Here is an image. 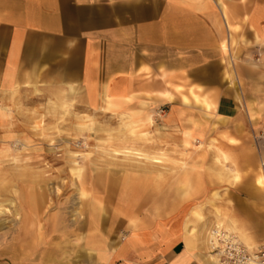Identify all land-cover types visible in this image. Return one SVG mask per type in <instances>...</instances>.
I'll use <instances>...</instances> for the list:
<instances>
[{
	"label": "crops",
	"instance_id": "0c3cea01",
	"mask_svg": "<svg viewBox=\"0 0 264 264\" xmlns=\"http://www.w3.org/2000/svg\"><path fill=\"white\" fill-rule=\"evenodd\" d=\"M27 95L135 114L171 160L86 166L75 215L21 183L0 264H217L216 226L264 244V0H0V99Z\"/></svg>",
	"mask_w": 264,
	"mask_h": 264
},
{
	"label": "rangeland",
	"instance_id": "374dc122",
	"mask_svg": "<svg viewBox=\"0 0 264 264\" xmlns=\"http://www.w3.org/2000/svg\"><path fill=\"white\" fill-rule=\"evenodd\" d=\"M46 101L44 97L27 95L7 108L0 99V250L3 251H14L23 221L21 183L33 184L44 195L48 193L50 207L56 210L64 207L75 215L79 213L76 212L79 200L87 196L86 190L83 195L78 189L79 184L84 187L86 166L96 162L164 165L171 160V154L159 150L156 138L136 130L140 125L127 126L132 120L137 121L135 114L121 112L120 120L111 115L68 120L65 117H71L69 111L61 110L59 114ZM120 106L115 101L110 107L104 102L101 108L116 112ZM149 116L153 122V115ZM78 124L82 127L78 128ZM134 150L158 156L160 162L137 155Z\"/></svg>",
	"mask_w": 264,
	"mask_h": 264
},
{
	"label": "built area",
	"instance_id": "2783aa9c",
	"mask_svg": "<svg viewBox=\"0 0 264 264\" xmlns=\"http://www.w3.org/2000/svg\"><path fill=\"white\" fill-rule=\"evenodd\" d=\"M210 246L217 264H264V244L249 248L235 233L221 226L212 229Z\"/></svg>",
	"mask_w": 264,
	"mask_h": 264
},
{
	"label": "bare ground",
	"instance_id": "6f19581e",
	"mask_svg": "<svg viewBox=\"0 0 264 264\" xmlns=\"http://www.w3.org/2000/svg\"><path fill=\"white\" fill-rule=\"evenodd\" d=\"M132 150H127V153H131ZM118 152V151H116ZM134 153L137 155H141V156H146L148 159H152L154 162H160V158L158 156H154V155H148V154H144L143 152L139 151V150H134ZM80 171V170H79ZM1 212V211H0ZM211 237H212V232H211ZM211 241V240H210ZM215 257V256H214Z\"/></svg>",
	"mask_w": 264,
	"mask_h": 264
}]
</instances>
